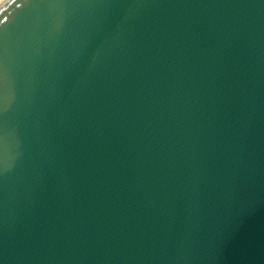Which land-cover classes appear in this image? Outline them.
<instances>
[{
  "label": "water",
  "instance_id": "obj_1",
  "mask_svg": "<svg viewBox=\"0 0 264 264\" xmlns=\"http://www.w3.org/2000/svg\"><path fill=\"white\" fill-rule=\"evenodd\" d=\"M0 264H264V0H1Z\"/></svg>",
  "mask_w": 264,
  "mask_h": 264
},
{
  "label": "bare ground",
  "instance_id": "obj_2",
  "mask_svg": "<svg viewBox=\"0 0 264 264\" xmlns=\"http://www.w3.org/2000/svg\"><path fill=\"white\" fill-rule=\"evenodd\" d=\"M1 1V0H0Z\"/></svg>",
  "mask_w": 264,
  "mask_h": 264
}]
</instances>
